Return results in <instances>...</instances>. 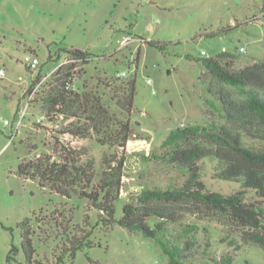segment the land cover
I'll return each mask as SVG.
<instances>
[{"label":"rangeland","instance_id":"obj_1","mask_svg":"<svg viewBox=\"0 0 264 264\" xmlns=\"http://www.w3.org/2000/svg\"><path fill=\"white\" fill-rule=\"evenodd\" d=\"M142 39L169 45L162 53ZM61 48L88 50L96 56L81 67L74 81L77 89L82 84L94 88L96 76L112 78L125 72V79L136 78L131 117L136 137L126 145L116 203L119 219L129 195L183 182L181 170L154 157L171 130L221 122L206 102L213 81L200 79L205 69L185 56L197 59L201 51L209 56L225 51L235 55V70L264 59V0H0V71L5 73L0 78V264H8L6 255L12 245L19 250L10 264L24 262L17 225L26 218L33 220L32 244L42 264H54L53 253L65 244V235L78 230L89 233L93 246L78 251L73 264H167L154 241L119 226L105 231L85 199L61 197L16 175L20 162L43 155L57 158L54 146L70 141L60 139L58 129L48 132L37 126L43 105L38 95L28 99L31 82L56 67L58 63L47 58ZM27 55L40 60L33 74L23 64ZM22 113L16 132L15 122ZM74 146L86 148L99 173L101 156L110 151L94 138L76 139ZM198 164L209 191L222 195L238 191L237 184L212 179L215 161L204 159ZM85 216L89 225L83 222ZM181 221L198 228L191 251L195 264H212L211 257L234 252L230 242L242 246L239 229L212 212L194 211ZM62 264L70 262L64 259ZM233 264H264V251L244 246L235 252Z\"/></svg>","mask_w":264,"mask_h":264},{"label":"trees","instance_id":"obj_2","mask_svg":"<svg viewBox=\"0 0 264 264\" xmlns=\"http://www.w3.org/2000/svg\"><path fill=\"white\" fill-rule=\"evenodd\" d=\"M142 40L162 53L169 45ZM61 53L75 62L57 68L34 95L42 102V113L50 116L46 121L52 123V132L58 129L60 139L65 137L70 141L54 146L57 158L43 155L20 162L16 170L18 177L36 181L41 188L48 187L67 199L73 195L85 199L87 209L97 214L96 223L105 231L119 226L154 241L167 257V264H195L191 261V251L195 249L198 228L181 220L184 215L201 210L222 217L241 233L242 246L230 242L234 252L211 257L212 264H233L235 252L244 246H257L264 251V59L235 70V55L225 51L209 58L185 56L205 69L200 79L209 77L213 81L206 90L210 97L206 102L221 122L171 130L161 142L159 156L154 157L181 170L183 182L179 186L144 189L129 195L117 219L116 203L124 177L126 145L136 137L131 121L136 78L96 76L94 88L82 84L80 90L74 81L81 67L90 64L96 56L88 50L61 48L47 60L59 63ZM139 57L138 50L136 63ZM39 80L38 76L31 82L29 92ZM45 129L49 132L47 126ZM88 138H94L98 146L110 151L102 154L99 173L86 148L74 146L76 139ZM204 159L216 162L213 180L237 184L238 191L230 195L209 191L198 164ZM31 222V218H26L17 225L24 256L22 264H42L37 261L32 244ZM83 222L89 225L88 216ZM88 234L83 230L66 234L65 244L53 253L54 264H62L64 259L73 264L78 251L92 248ZM205 247L211 248L208 244ZM18 250L11 246L6 255L8 264L16 261Z\"/></svg>","mask_w":264,"mask_h":264},{"label":"built area","instance_id":"obj_3","mask_svg":"<svg viewBox=\"0 0 264 264\" xmlns=\"http://www.w3.org/2000/svg\"><path fill=\"white\" fill-rule=\"evenodd\" d=\"M128 37H124V42L128 41ZM241 51H244V48H240ZM200 55L204 58H209L210 56L205 52V51H201L200 52ZM72 62H75L74 60H69L67 58L64 57V59H62L57 65L56 67H54L49 73L43 75V76H40V75H37L36 78L39 76L40 77V80H39V83L32 89V91L30 92L29 94V98L28 99H31L32 97H35V93L38 91L40 85L42 83H44L45 81H47L50 76L52 75V73L59 67L63 66V65H67L69 63H72ZM23 64L24 66L31 72V74H33L39 67V64H40V60L38 59V57H36L35 55H27L23 58ZM126 74L125 72H120V73H117L116 76L117 77H124ZM5 77V73L3 70L0 71V78H4ZM35 78V79H36ZM34 79V80H35ZM148 84H150V81L148 80L147 81ZM70 88V87H68ZM71 88L73 90H75V88H73V86H71ZM24 114L22 113L20 116L17 117V120L15 122V131L17 132L18 129L20 128V125H21V119L23 118ZM50 116L48 117L45 113H41L35 120V123L36 124H41L42 126H47L48 129H49V132H52V123H49L48 121L46 120H49ZM61 118V117H60ZM5 125H8L9 123L7 121L4 122Z\"/></svg>","mask_w":264,"mask_h":264}]
</instances>
